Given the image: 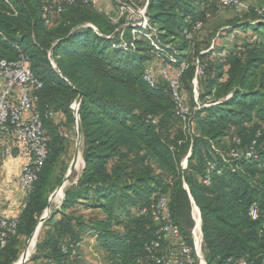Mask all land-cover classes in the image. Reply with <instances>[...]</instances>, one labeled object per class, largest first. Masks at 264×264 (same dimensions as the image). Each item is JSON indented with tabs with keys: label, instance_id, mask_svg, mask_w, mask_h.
I'll list each match as a JSON object with an SVG mask.
<instances>
[{
	"label": "trees",
	"instance_id": "trees-1",
	"mask_svg": "<svg viewBox=\"0 0 264 264\" xmlns=\"http://www.w3.org/2000/svg\"><path fill=\"white\" fill-rule=\"evenodd\" d=\"M147 1L149 25L133 34L125 13L114 20L94 0H0V59L28 58L41 82L34 110L48 137L47 157L17 217V231L0 250V264L19 259L20 238H31L40 223L28 261L76 264L90 238L107 264H153L145 244L156 237L150 205L161 194L190 246L191 212L198 208L206 264H264V37L246 39L210 64L204 59L213 48L193 57L196 32L188 39L183 30L231 8H219L217 0ZM249 10L251 18L237 15L231 27L264 36V20L255 7ZM170 56L175 66L188 65L180 78L190 106L185 124L168 83L157 77L151 86L144 79L155 57ZM195 59L203 66L200 79L206 77L200 107L192 83ZM185 91L191 92L188 99ZM79 95L84 165L64 188L59 207L42 219L63 181L58 165L67 150L54 115L77 124L72 104ZM2 144L14 149L10 137ZM232 150L251 153L236 158ZM253 203L256 219L249 215Z\"/></svg>",
	"mask_w": 264,
	"mask_h": 264
},
{
	"label": "built area",
	"instance_id": "built-area-1",
	"mask_svg": "<svg viewBox=\"0 0 264 264\" xmlns=\"http://www.w3.org/2000/svg\"><path fill=\"white\" fill-rule=\"evenodd\" d=\"M75 1L89 3L93 0H67L69 3ZM217 3L219 8H231L239 14L247 8L244 0H217ZM147 4L148 1L146 0L143 4L144 13H146ZM60 10L58 8L56 12L58 13ZM255 11L258 20H264V6L255 8ZM144 19L143 25L142 23L131 25L133 34L141 33L139 27L147 28L145 23H147L146 19L148 18L145 17ZM255 22L256 20L252 21V23ZM202 25L201 21H195L192 25V31L185 28L183 33L186 38L191 39L193 33L199 31ZM145 35L150 38V34ZM157 60L146 66L144 79L151 86L156 84L158 76L168 83L175 102L176 114L185 124L190 113V106L183 96L180 78L188 65L181 63L179 66H175L176 58L174 56H170L168 61L158 57ZM194 65L195 76L192 83L195 102L200 107L196 86L204 70L198 59L194 60ZM40 87L41 82L35 78L26 56L21 54L14 60L0 59V159L15 156L24 159L16 183L26 195L37 180L38 172L48 153V137L38 112L34 110L37 101L35 91ZM4 136L13 139L14 149L3 147L2 139ZM250 153V151L244 153L239 150H232L231 155L240 158L243 155H250ZM185 166L186 159L183 162V167ZM210 167L213 168V165L210 164ZM204 183L209 184L210 179L207 177ZM150 210L154 221L157 223V229L156 237L145 244V251L152 259L153 264H206L202 254L203 235L200 212L195 205H193L192 246L182 239L180 228L171 217L168 196L159 195L150 205ZM258 214L259 207L253 203L249 209V215L252 219H256ZM17 225V218H11L0 213V250L5 246L8 236L15 234ZM65 249L66 247L63 245V250ZM224 264L247 263L243 260L233 263L228 259Z\"/></svg>",
	"mask_w": 264,
	"mask_h": 264
},
{
	"label": "rangeland",
	"instance_id": "rangeland-1",
	"mask_svg": "<svg viewBox=\"0 0 264 264\" xmlns=\"http://www.w3.org/2000/svg\"><path fill=\"white\" fill-rule=\"evenodd\" d=\"M94 3L99 10L110 15L114 20H117L118 17L125 13V25L128 26L138 23H142L143 25L145 20L144 18H147L146 14L143 11L142 0H94ZM245 5L247 8L241 14H237L232 9H221L211 12L210 15L207 17V20L204 21L202 28L194 34L196 46L195 50L192 51V56L197 57V53H204L208 51V48L211 47L213 48V51L209 53V55L204 59L205 62L208 61L211 64L215 59L224 57L226 53L230 49L234 48L236 45H241L246 39H262L264 37L262 34L255 35L253 34L251 29L231 27L232 24L236 22L235 20L237 15L251 18V11L249 10V8L251 9L253 7L258 8L264 6V0H245ZM146 21L147 23H145V26L148 27L149 21L148 19H146ZM138 29L142 30L143 28L139 27ZM153 61L156 62L158 60L155 57ZM158 80H160L159 76ZM205 86L206 77L199 79L196 86V92L198 94L201 93L205 89ZM184 95L188 99V97L191 96V92L185 91ZM75 103L76 101L73 102L72 106H74ZM54 118L55 121L60 123V130L67 137V150L61 158V163H59L58 165V174L60 175L61 180L65 182L62 188L61 199L58 203H50L49 201V205L46 209V211H48L49 213L59 207L63 199L64 188L68 186L73 180H75L76 176L81 172L82 168L77 166V157L79 154L82 155L83 152V140L81 134H79V132L77 131L76 123L69 124L61 113L55 114ZM183 162H185V157L183 158L182 163ZM58 188L59 186H57L55 190L50 194V199L52 194ZM191 214L193 218V209ZM39 226L41 227V223L39 224ZM193 226L190 229L191 231L193 229ZM40 227L38 233L34 234L31 238H20L19 258L29 253L28 259L24 261V263L26 264H40L41 262V260H38L36 262L28 261L30 256L34 253L36 245L35 242H37ZM32 239L34 240V243L32 248L29 249V243ZM80 250L81 251L79 259L76 264H107L104 254L94 243V239H86L81 244Z\"/></svg>",
	"mask_w": 264,
	"mask_h": 264
},
{
	"label": "crops",
	"instance_id": "crops-1",
	"mask_svg": "<svg viewBox=\"0 0 264 264\" xmlns=\"http://www.w3.org/2000/svg\"><path fill=\"white\" fill-rule=\"evenodd\" d=\"M24 159L21 157L0 159V213L17 218L24 206L26 193L17 185ZM94 243L97 245L96 240Z\"/></svg>",
	"mask_w": 264,
	"mask_h": 264
},
{
	"label": "water",
	"instance_id": "water-1",
	"mask_svg": "<svg viewBox=\"0 0 264 264\" xmlns=\"http://www.w3.org/2000/svg\"><path fill=\"white\" fill-rule=\"evenodd\" d=\"M80 100H81V95H79V97L76 99V106H72V108L74 109V114H75V118H76V121H77V131L79 132V134H81V131H80V125H79V122H78V110H79V104H80ZM83 168V167H82ZM65 182L62 181L59 185V188H63ZM49 212L48 211H45L42 215V219L46 218L48 216ZM38 230H39V226L36 228L34 234H37L38 233ZM33 234V235H34ZM28 255H25L21 258H19L16 262H14L13 264H22L25 260L28 259Z\"/></svg>",
	"mask_w": 264,
	"mask_h": 264
},
{
	"label": "bare ground",
	"instance_id": "bare-ground-1",
	"mask_svg": "<svg viewBox=\"0 0 264 264\" xmlns=\"http://www.w3.org/2000/svg\"><path fill=\"white\" fill-rule=\"evenodd\" d=\"M76 106V103L74 104ZM79 154V153H78ZM78 160H77V166L82 168L84 164V160L81 154L78 155ZM66 181V180H65ZM69 184V183H68ZM61 194H62V189L58 188L51 196V199L49 198L50 203H58L61 199ZM54 205V204H53ZM40 227V226H39ZM37 238V237H36ZM34 239V238H33ZM31 240L29 243V249L32 248L34 240ZM36 243V242H35Z\"/></svg>",
	"mask_w": 264,
	"mask_h": 264
}]
</instances>
